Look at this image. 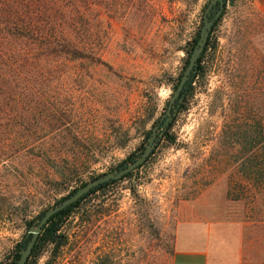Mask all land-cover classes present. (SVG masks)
I'll return each instance as SVG.
<instances>
[{
	"label": "rangeland",
	"instance_id": "obj_1",
	"mask_svg": "<svg viewBox=\"0 0 264 264\" xmlns=\"http://www.w3.org/2000/svg\"><path fill=\"white\" fill-rule=\"evenodd\" d=\"M208 2L97 0L81 49L0 38V264L44 210L140 152ZM212 23L173 142L84 196L32 264H264V187L242 169L264 142V14L225 0Z\"/></svg>",
	"mask_w": 264,
	"mask_h": 264
},
{
	"label": "trees",
	"instance_id": "obj_2",
	"mask_svg": "<svg viewBox=\"0 0 264 264\" xmlns=\"http://www.w3.org/2000/svg\"><path fill=\"white\" fill-rule=\"evenodd\" d=\"M96 6H97V0H14V1L0 0V38L5 36L27 37L31 39L33 42L38 41L39 45H41L42 47H44L46 51H48L47 53H49V50H52L53 47L55 46H60V48H65L67 46V47H71V49H81L83 43L82 41H80V39L77 38L83 33L85 29L86 11L95 10ZM212 26L213 23L211 24V27ZM211 27L208 29L203 50L196 58L193 68L189 73L186 82L183 86L182 98L177 99L173 104L171 116L166 122L164 128L161 131L157 130L156 132L155 135L156 143L162 138L167 140L169 143L173 142V137L169 133V129L173 122L174 114L180 110L184 98L190 92L193 78L196 75L202 73L203 55L208 48L212 47V42L210 41V36H209ZM198 35H199V30H196L191 41H188L189 48L184 50L187 56L190 50L192 49V47L194 46V44L197 42ZM72 36L75 39L72 40ZM12 52H13L12 49L11 50L0 49V56L1 57L6 55L8 56ZM185 63L186 61L184 62L182 68L185 66ZM7 76L8 73H6V71L0 67V94H2L3 80L6 79ZM177 79L178 78L174 80L173 88L177 83ZM149 133L150 130H148L144 135L145 141H144V145H142L141 147V150L143 149V147L147 142ZM256 134L257 136L264 139V131H260V130L258 132L256 131ZM245 138L250 139V136H246ZM251 146L252 145L244 149L246 151V156L242 169L244 170L245 173H247V180H248L247 185L253 186L254 188H262L264 187V142L255 148ZM139 153L140 152H138L137 154ZM135 156L136 155H134L133 153L128 154L125 157V159L120 161L118 166L119 167L124 166L128 161L132 160ZM142 164H140L137 168H139ZM130 175L131 174L128 173L123 177ZM116 180L117 179L109 180L97 184L70 205L53 213L46 220V222L40 229L37 238L35 239L34 244L24 264L33 263V260L40 252L41 246L46 241H56V238H58V236H56L55 238V232L58 230L61 221L63 220L64 217H66L68 212L72 210V208H74L84 196ZM74 190L75 189H73L69 194H71ZM29 226L30 225H28V227ZM28 238L29 236L23 237L22 241L17 244V252L14 254V256H12V259L8 264H14V262L16 261L19 255L20 247L25 245Z\"/></svg>",
	"mask_w": 264,
	"mask_h": 264
},
{
	"label": "water",
	"instance_id": "obj_3",
	"mask_svg": "<svg viewBox=\"0 0 264 264\" xmlns=\"http://www.w3.org/2000/svg\"><path fill=\"white\" fill-rule=\"evenodd\" d=\"M218 2L219 8L218 10L214 13V15L211 18L207 17V12L211 8V6L215 3ZM231 0H228V3L230 4ZM224 2L223 0H209L207 3L203 15H202V24L199 28V35L197 42L194 44L192 47L186 64L183 67L175 87L173 88V91L169 95L165 109L161 116L158 118L157 122L151 127L150 133L147 139V142L143 149L140 151L139 154H137L132 160L128 161L124 166L119 167L114 169L112 172L102 174L100 176H97L95 178H92L91 180L85 182L82 184L80 187L75 189L71 194L67 195L63 199H61L58 203L54 204L53 206L49 207L48 209L44 210L43 213L38 217L37 221L35 222L34 225L29 227L25 233V237L29 236L27 242L25 243L24 246L20 247L19 255L14 262V264H24L29 252L34 244L35 239L37 238V235L46 222V220L55 212L65 208L66 206L70 205L74 201H76L80 196L83 194L87 193L92 187L96 186L97 184L109 181V180H115L123 177L126 174H131L134 173L136 168L142 164L147 157L150 155L152 152L155 144H156V139L155 135L157 130H162L168 121L169 117L171 116L172 113V106L175 103L177 99L182 98V89L183 86L186 82V79L191 72L193 65L196 61V58L199 56L201 51L203 50L206 37H207V32L208 29L210 28L212 22L215 20V18L221 13V10L223 8ZM60 238V236H58Z\"/></svg>",
	"mask_w": 264,
	"mask_h": 264
},
{
	"label": "flooded vegetation",
	"instance_id": "obj_4",
	"mask_svg": "<svg viewBox=\"0 0 264 264\" xmlns=\"http://www.w3.org/2000/svg\"><path fill=\"white\" fill-rule=\"evenodd\" d=\"M223 2L225 3V0H223ZM224 6V5H223ZM218 8H219V5H218V2L216 1L212 6H211V8L209 9V11L207 12V17L208 18H211L213 15H214V13L218 10ZM25 237V236H24ZM27 237V236H26ZM56 238V237H55ZM60 240V238L58 237V238H56V241L58 242Z\"/></svg>",
	"mask_w": 264,
	"mask_h": 264
},
{
	"label": "crops",
	"instance_id": "obj_5",
	"mask_svg": "<svg viewBox=\"0 0 264 264\" xmlns=\"http://www.w3.org/2000/svg\"><path fill=\"white\" fill-rule=\"evenodd\" d=\"M259 10L264 14V0H253Z\"/></svg>",
	"mask_w": 264,
	"mask_h": 264
}]
</instances>
